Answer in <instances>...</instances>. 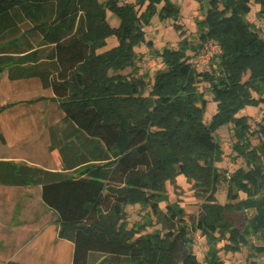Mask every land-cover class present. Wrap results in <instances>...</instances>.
Listing matches in <instances>:
<instances>
[{
  "label": "trees",
  "instance_id": "1",
  "mask_svg": "<svg viewBox=\"0 0 264 264\" xmlns=\"http://www.w3.org/2000/svg\"><path fill=\"white\" fill-rule=\"evenodd\" d=\"M254 2L264 12V0ZM206 3L205 16L197 21L200 43L184 38L177 49L158 53L163 68L150 85L137 74L141 59L134 48L146 42L144 29L157 12L178 17L170 0H0V74L8 69L11 80L39 78L73 125V135L95 146L91 161L104 162L59 177L14 165L8 178L11 185H42V201L58 218V237L74 246L72 264H97L101 255L114 264L122 258L131 264H201L184 209L179 203H167L166 212L160 208L168 201L166 184L179 175L206 195L194 228L206 241L209 264H224L219 244L237 250L251 234L264 236V116L256 128L247 116H238L246 107H264V37L248 20L251 0ZM107 11L120 19L118 28L108 23ZM111 37L118 45L104 50ZM208 40L219 42L222 53L200 78L190 59ZM127 69L131 72L124 74ZM202 81L217 103L210 124L204 122ZM229 124L233 151L245 164L232 173L218 166L224 159L216 137ZM256 136L260 142L252 146ZM85 157L63 155L65 170ZM221 183L227 185L224 205L214 197ZM239 193L245 198L235 204ZM131 205L150 206L168 231L127 229ZM234 210L253 211L245 229L232 223ZM179 238L188 243L182 260L173 253Z\"/></svg>",
  "mask_w": 264,
  "mask_h": 264
},
{
  "label": "rangeland",
  "instance_id": "2",
  "mask_svg": "<svg viewBox=\"0 0 264 264\" xmlns=\"http://www.w3.org/2000/svg\"><path fill=\"white\" fill-rule=\"evenodd\" d=\"M104 1V0H100ZM137 0H119L121 4L125 3H136ZM175 8L178 10V17L173 16L165 18L160 17L159 12H157L151 19L150 25L144 30L146 34V42L151 41L152 46H149L146 42L135 46L134 53L137 54L138 58L141 61H138L137 74L139 76L145 77L149 84L151 85L156 71L163 68L161 59L157 55L161 53L164 48L177 49L179 47V42L186 38L188 42L198 45L200 43L199 35L200 30L197 25V21H200L205 16V4L208 0H170ZM220 1V0H219ZM251 13L248 16V20L253 22L256 19L254 24L255 28L258 30V33L261 37H264V33L261 30V27H258L261 22L264 21V12L259 9L254 0H251ZM158 9H161L159 6ZM107 21L111 27L118 28L121 21L120 19L111 11H107ZM180 26L177 29L175 26ZM34 43L38 46L40 44V36L35 34L33 36ZM118 45V39L116 37H111L107 40V46L104 50L111 49ZM187 55L193 57V52L188 51ZM192 59V58H191ZM190 59V60H191ZM213 64V63H212ZM214 65V64H213ZM211 65V66H213ZM210 66V68H211ZM195 68L199 74V77L202 78L203 73L208 69ZM131 69L124 71V74H129ZM32 84V81L29 82ZM199 89L204 94L203 102L206 105L205 108V120L206 124H210L215 117L217 103L213 99V95L209 88V84L206 82H201ZM38 92L29 89L27 92L21 93V97L35 96ZM26 95V96H25ZM39 100V99H38ZM36 100V101H38ZM30 104H26L29 106ZM45 107H58V104L52 99H45ZM238 116H247L249 118V123L253 128L257 127V124L261 122L262 117L264 116V107L260 106L255 107H246L243 111L240 112ZM74 127L71 123L61 121L57 126V138L60 142L61 156H66L67 158L72 157L76 154L84 155L86 157L80 165L75 167L72 170L68 171L67 176H77L80 172L89 166H102L104 162L102 161H91L93 155L90 156L89 152H92L95 148L94 145H89L85 143L84 138L78 140L74 135ZM216 137L221 143L222 140H225L229 143L222 144L223 149V162L219 163V167L224 170L232 173L244 166L243 159L237 158L236 153L233 151V143L236 141L233 132V125H225L220 127L216 132ZM251 145L257 146L260 142L258 136L251 139ZM84 157V156H83ZM65 164V163H64ZM79 172V173H77ZM168 201L161 203L160 208L163 212H166V205L179 203L180 206L184 209L187 221L191 224L190 229V238L193 241L192 248L196 254L198 260L201 264L208 263V246L204 237L201 235V232L195 231L194 226L199 220L201 207L205 203L204 193L199 191L197 187L194 186L193 182L188 180L184 175H179L176 179V183L168 182L166 184ZM214 197L216 202L219 204L228 203L227 200V185L221 183L217 190L214 192ZM245 198L243 193L238 194V198L234 201L235 204L240 202ZM127 212V229L142 227L145 230L143 234H160L164 235L168 231L167 225L155 216L152 212L150 206L144 205H131L126 207ZM253 215V211H245L243 213L234 210L231 214V221L240 229H245L250 222V218ZM193 224V226H192ZM226 242L219 244V247L222 248L220 252V258L224 264H264V252H259L257 249L264 247V236L251 234L248 236V241L246 244L241 245L239 249L232 250L226 246ZM188 243L185 239L179 238L177 246L174 248L173 253L176 255L178 260H182L187 253ZM97 264H114L111 262L109 256H99ZM120 264H131L127 258H122Z\"/></svg>",
  "mask_w": 264,
  "mask_h": 264
},
{
  "label": "crops",
  "instance_id": "3",
  "mask_svg": "<svg viewBox=\"0 0 264 264\" xmlns=\"http://www.w3.org/2000/svg\"><path fill=\"white\" fill-rule=\"evenodd\" d=\"M29 89L37 95L20 96ZM53 98L39 78L11 80L8 69L0 74V107L9 106L0 113V264H72L74 246L58 237V218L42 201V185L8 183L14 165L50 177L67 174L56 134L65 114L43 105Z\"/></svg>",
  "mask_w": 264,
  "mask_h": 264
},
{
  "label": "built area",
  "instance_id": "4",
  "mask_svg": "<svg viewBox=\"0 0 264 264\" xmlns=\"http://www.w3.org/2000/svg\"><path fill=\"white\" fill-rule=\"evenodd\" d=\"M256 19L251 22L252 24H255ZM258 27H261V30L264 33V21L259 24ZM222 53V48L219 42L214 40H208L205 43H203V46L201 50L198 51V53L191 59V64L194 68H210L214 60L217 59L218 56ZM209 70V69H208ZM222 144H228L229 143L225 140H222Z\"/></svg>",
  "mask_w": 264,
  "mask_h": 264
}]
</instances>
